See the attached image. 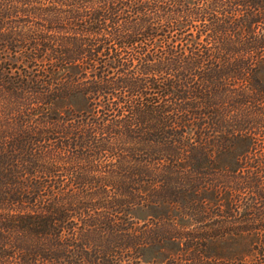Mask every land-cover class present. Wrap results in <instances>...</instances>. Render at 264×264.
Listing matches in <instances>:
<instances>
[{"label":"trees","instance_id":"16d2710c","mask_svg":"<svg viewBox=\"0 0 264 264\" xmlns=\"http://www.w3.org/2000/svg\"><path fill=\"white\" fill-rule=\"evenodd\" d=\"M0 264H264V0H0Z\"/></svg>","mask_w":264,"mask_h":264},{"label":"rangeland","instance_id":"374dc122","mask_svg":"<svg viewBox=\"0 0 264 264\" xmlns=\"http://www.w3.org/2000/svg\"><path fill=\"white\" fill-rule=\"evenodd\" d=\"M146 209L142 207H137L131 212L132 217L134 218V221H137L138 224H141L143 222H146L148 220V213ZM181 227H190L187 222H181L180 224ZM178 242H167V241H162L161 243L154 245L153 247L149 248L147 251H145L144 259L147 260H162L163 256H161V252L159 251V248H168L172 250H177L178 248Z\"/></svg>","mask_w":264,"mask_h":264}]
</instances>
